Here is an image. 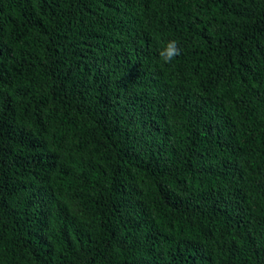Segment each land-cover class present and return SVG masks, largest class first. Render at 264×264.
<instances>
[{"label": "trees", "instance_id": "obj_1", "mask_svg": "<svg viewBox=\"0 0 264 264\" xmlns=\"http://www.w3.org/2000/svg\"><path fill=\"white\" fill-rule=\"evenodd\" d=\"M0 264H264V0H0Z\"/></svg>", "mask_w": 264, "mask_h": 264}, {"label": "clouds", "instance_id": "obj_2", "mask_svg": "<svg viewBox=\"0 0 264 264\" xmlns=\"http://www.w3.org/2000/svg\"><path fill=\"white\" fill-rule=\"evenodd\" d=\"M180 54L181 50L177 46V41L175 40H169L166 46L159 52V56L161 57L164 63H171Z\"/></svg>", "mask_w": 264, "mask_h": 264}]
</instances>
